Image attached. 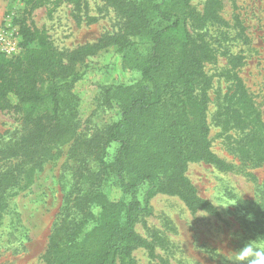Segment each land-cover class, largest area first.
<instances>
[{
	"label": "trees",
	"instance_id": "trees-1",
	"mask_svg": "<svg viewBox=\"0 0 264 264\" xmlns=\"http://www.w3.org/2000/svg\"><path fill=\"white\" fill-rule=\"evenodd\" d=\"M40 1L31 3L36 6ZM106 1L125 18V32L81 46L70 53L69 61H80L114 45L123 55V65L139 70L141 79L106 88L108 101L118 105L120 117L107 127L89 176L87 166H79L81 179L67 195L44 264H136L134 251L139 248L154 256L152 242L135 228L142 216L141 202L136 197L127 202L125 194H134L146 185V204L154 194L165 193L179 196L193 212L219 216L218 208L198 195L186 174L189 164L204 162L255 178L246 169L264 163V121L235 71L243 56L231 52L229 45L224 48L229 54L227 78L232 90L219 99L215 119L222 127L219 136L240 162H229L213 150L209 118L213 75L207 65L217 60L214 40L235 41L245 35L239 15L234 18L233 34L230 20L222 15V0H205L202 9L193 0ZM22 33L27 42L36 45L18 68L0 56V105H7L8 95L14 93L17 107L37 109L50 102L48 115L60 117L63 107L70 109L73 103L68 81H75L78 75L69 73L61 55L43 38L38 39L28 27ZM111 181L122 188L124 195L118 201L109 198ZM27 185L15 174L0 170V224L12 211V199ZM248 215L253 231L251 240L243 245L242 258L257 264L264 261V250L258 247H264V213Z\"/></svg>",
	"mask_w": 264,
	"mask_h": 264
},
{
	"label": "rangeland",
	"instance_id": "rangeland-1",
	"mask_svg": "<svg viewBox=\"0 0 264 264\" xmlns=\"http://www.w3.org/2000/svg\"><path fill=\"white\" fill-rule=\"evenodd\" d=\"M204 1L193 3L202 9ZM222 15L230 20L229 32L233 34L234 18L239 15L245 35L235 41L214 40L217 60L207 65L213 75L211 136L219 156L239 163L231 146L219 136L222 127L215 119L219 99L232 90L227 78L229 54L224 47L229 45L231 52L243 56L235 71L264 121V0H222ZM23 27L52 45L69 73L76 72L78 77L69 79L66 86L73 102L70 109L63 107L55 119L48 115L50 102L37 109H22L16 106L17 96L10 93L7 105H0V170L28 183L12 199V211L0 224V264H44L67 195L81 179L79 166L86 165L89 176L107 127L120 117L118 105L108 101L106 88L141 79L139 70L123 65V55L114 45L80 61H69L70 53L81 46L94 44L104 35L125 32V18L106 0H41L36 6L31 0H0V56L14 68L27 62L36 45L24 39ZM246 170L255 178L204 162L189 164L186 174L198 195L216 206L219 216L203 210L193 212L179 196L165 193L154 194L146 204V185L134 194H125L127 202L133 197L141 202L142 216L135 228L155 248L154 256L146 249H136V264H252L242 258V250L253 231L248 213H264V163ZM111 184L109 198L118 201L124 195L122 188ZM262 245L258 247L264 250Z\"/></svg>",
	"mask_w": 264,
	"mask_h": 264
},
{
	"label": "clouds",
	"instance_id": "clouds-1",
	"mask_svg": "<svg viewBox=\"0 0 264 264\" xmlns=\"http://www.w3.org/2000/svg\"><path fill=\"white\" fill-rule=\"evenodd\" d=\"M260 264H264V261L260 262Z\"/></svg>",
	"mask_w": 264,
	"mask_h": 264
}]
</instances>
